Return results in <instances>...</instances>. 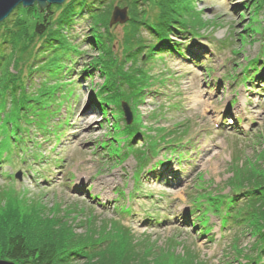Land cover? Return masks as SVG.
Segmentation results:
<instances>
[{
    "label": "rangeland",
    "instance_id": "374dc122",
    "mask_svg": "<svg viewBox=\"0 0 264 264\" xmlns=\"http://www.w3.org/2000/svg\"><path fill=\"white\" fill-rule=\"evenodd\" d=\"M100 1L103 8L130 0ZM152 1L141 0L149 14ZM192 3L193 16H201L203 22H191L189 15L183 21L199 28L196 39L190 32L174 31L175 50L160 48L148 54L146 49L137 61L124 57L125 67L134 61L137 71L107 73L103 67L108 77L116 80L120 75L123 82L111 90L119 108L113 100L106 112L97 90L107 79L92 63L102 50L91 39L86 9L58 33L54 30L56 37H51V27L61 19L59 7L65 2L44 15V36L31 34L47 7L41 14L24 11L28 30L19 50L27 53L13 73L28 93L35 94L54 78L60 92L53 99L63 104L46 120L45 130L29 126L27 141L2 140L0 199L9 198L25 211L27 200H42L48 213L42 217L61 216L77 233L87 227L93 231L94 226L103 240L114 231L110 222H118L129 232L115 233L116 241L129 236L139 243L137 250L144 249L142 243L148 245V264H264L263 253L255 263L249 260L259 254L255 244L263 239L247 224L240 227L245 216L239 206L255 194L246 189L235 193L238 179L231 177L248 175L245 185L251 186L255 175L264 176V87L252 71L247 80L241 73L262 42L247 25L251 18L262 19L263 13L253 12L252 0ZM127 23L108 28L119 58L125 52ZM140 34L147 42L154 40L144 28ZM102 35L105 41L109 38L106 30ZM48 45L53 48L47 55ZM259 62L256 69L264 72V57ZM205 64L212 67V75ZM37 66L49 67L50 74L31 72ZM122 102L133 112L131 126L126 127ZM89 114L92 121L85 120ZM16 138L22 139L19 134ZM57 205L61 210L52 213ZM121 205L128 210H120ZM199 212L208 234H200Z\"/></svg>",
    "mask_w": 264,
    "mask_h": 264
},
{
    "label": "trees",
    "instance_id": "16d2710c",
    "mask_svg": "<svg viewBox=\"0 0 264 264\" xmlns=\"http://www.w3.org/2000/svg\"><path fill=\"white\" fill-rule=\"evenodd\" d=\"M89 1L65 0L64 5H48L44 11L40 10L36 3L32 5L33 7L18 6L7 18L0 22V144H2V140L8 138L12 140L8 144L27 141L30 134L29 126L31 125L37 126L39 130H45L46 120L51 115H54L55 111L60 109V105L63 104V101H56L57 97L55 93L56 91L60 92V89H58L59 87L54 78L49 80L44 90L35 94L28 93L22 87L20 83L21 79L13 73L18 70V63H21L22 57L27 53L19 50L21 46L25 45L24 40L28 30L26 20L22 19V15H25L24 11L28 13V11L36 9L38 14H41L39 12L43 11L42 21L35 22L31 34V37H38L39 35L44 36L46 27L44 15H46V12L50 14L52 7L61 6L59 7L61 8V19L53 22V27H51L50 35L51 37L53 35L56 37L54 30L58 33L62 26L68 25L75 16H80L81 12H83L81 9H86L85 11H87L86 13L91 21V39L95 43L94 46L100 44L102 50L94 57L92 63L100 68V71H102L107 79L97 90L99 104L102 105L101 108H103L104 112H106V109H104L106 105H111L113 100L116 106L119 105L115 101L111 90L117 89L118 84H123L120 75L114 80L112 76L108 77L107 73L114 69L115 71H121L123 74H127L130 70L137 71L138 65L135 67L133 63L138 60V53H143L146 49H148V54H152L160 48L161 51L167 53L169 50H175L176 43L172 37H176L173 34L174 31H177V33L190 32L191 35H194L193 38L196 39L199 28L184 22V16L189 15L191 17L189 21L191 22H195L196 19H199L201 23L203 22L201 16L198 18L193 16V0H153L151 7L149 6L150 9L153 8L151 14L145 8L146 4H143L141 0H130L128 3L125 2L126 4H120L122 5L121 7H127L128 14H130L124 33L125 52L119 58L112 49L113 46L110 44L112 36L108 32L109 18L114 4L105 5V7L101 8L99 5L102 4V1L94 0L95 2L93 3H89ZM252 3L253 12L257 14L262 12L263 18L258 21L255 18H251L250 23L252 25L249 23L247 26L254 34L261 36L262 42L258 55L248 59V63L242 68L241 73H244L243 79L247 80L251 77L249 72L252 71L255 77L260 79L264 87V72L256 69V65L260 64V59L264 57V0H252ZM196 12L201 13L199 10ZM49 16L51 17V15ZM46 22L48 23V18ZM142 28L148 31L151 37H153V41L147 42L146 39L141 37L140 29ZM105 30L109 35L106 41L102 35ZM49 31L47 32L48 34ZM51 37L50 39L53 40ZM45 47L48 49L46 52L48 55L53 46L48 45ZM236 53H240V51L237 50ZM145 55L148 58V55ZM125 56L136 60L125 67L126 65L123 63ZM102 57H106V60L102 59ZM34 62H36L35 59ZM104 63H106V66ZM103 67H106V74ZM203 68L210 75L214 73L212 67L207 66V64ZM40 69L37 66L34 69L32 68L31 72L34 71L36 73L39 71L47 75L50 74L51 70L49 67ZM32 75L27 76L28 80H30ZM228 75L224 76V78L227 79ZM233 77L235 78V75ZM52 85H56V87ZM53 87L55 91L52 92L50 89ZM54 97L56 99H53ZM118 110V120H122L121 110ZM110 112L113 118L117 120L116 115L112 111ZM133 119L134 115L132 122L130 124L126 123V127L131 126ZM111 126L115 129L114 124ZM122 127H124L123 124ZM21 133L24 135L22 136ZM18 134L22 137L21 140H17L16 136ZM33 157H37V153ZM247 176L242 175L239 178L235 176L231 177L232 181L238 179V182L233 184L236 188L235 193L240 192L238 191L240 189H246L255 194L248 198L244 205L239 206L241 210H244L241 216H245L241 217L244 224L240 227L247 224L251 231L254 230L255 236L263 239V243H259V245L255 244L254 250L257 252L259 250V254L249 258L252 263H255V259L259 260L261 254H264V176L255 175L252 185L246 186L245 180H247ZM244 186L246 188H243ZM0 196H2V193H0ZM208 198L213 200L211 194ZM217 198L220 200V197ZM3 200L0 199V203ZM26 202V211L13 205V202H10L9 198L6 201L4 200L0 205V259L13 261L15 264H148V255L146 253L149 248L148 245L146 246V244L142 243L141 246L144 245V249L139 248L137 250L136 247L139 243L131 241L129 236L125 239L123 238V240L116 241V235H125L129 232L128 228H124L118 222H110L108 226L113 228L114 231L109 229L108 231L111 232H107L106 240H103L95 234L96 229L94 226L93 231L87 227L83 233H77L74 225L65 223V219H62L61 216L55 217L56 219L53 217H42L43 215H48V213H44L46 210L44 206L46 205L42 203V200L35 198L32 201L27 200ZM60 206H55V210L52 213L59 212L61 210ZM127 208H123L121 205L120 210L126 211L128 210ZM214 212H218V210L215 208ZM221 213L225 214V210H222ZM200 223L203 225L202 219ZM108 226H106V230ZM103 228L105 229V227ZM203 234L208 233L203 231Z\"/></svg>",
    "mask_w": 264,
    "mask_h": 264
},
{
    "label": "water",
    "instance_id": "95a60500",
    "mask_svg": "<svg viewBox=\"0 0 264 264\" xmlns=\"http://www.w3.org/2000/svg\"><path fill=\"white\" fill-rule=\"evenodd\" d=\"M65 0H0V22L7 18L12 10L18 6L22 5L23 7H30L36 3L40 10H43L50 4H62ZM128 11L127 7L114 6L111 15L109 18V26L114 24H123L128 21ZM121 108L124 114V119L127 124L132 122L133 114L130 106L126 102L121 103ZM16 177L21 179V173L18 172ZM0 264H15L13 261L0 259Z\"/></svg>",
    "mask_w": 264,
    "mask_h": 264
},
{
    "label": "bare ground",
    "instance_id": "6f19581e",
    "mask_svg": "<svg viewBox=\"0 0 264 264\" xmlns=\"http://www.w3.org/2000/svg\"><path fill=\"white\" fill-rule=\"evenodd\" d=\"M88 112V111H87ZM86 114V113H85ZM93 114V113H92ZM91 117V115L89 114V115H87V117L85 118V120L87 121V119H89L90 121H92L91 119L92 118H90Z\"/></svg>",
    "mask_w": 264,
    "mask_h": 264
}]
</instances>
